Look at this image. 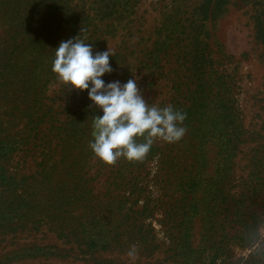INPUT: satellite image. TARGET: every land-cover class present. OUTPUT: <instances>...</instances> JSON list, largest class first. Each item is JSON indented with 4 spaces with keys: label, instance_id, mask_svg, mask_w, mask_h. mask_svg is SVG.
Wrapping results in <instances>:
<instances>
[{
    "label": "trees",
    "instance_id": "trees-1",
    "mask_svg": "<svg viewBox=\"0 0 264 264\" xmlns=\"http://www.w3.org/2000/svg\"><path fill=\"white\" fill-rule=\"evenodd\" d=\"M8 2L14 7L8 14L13 29L7 60L25 54L39 60L47 56L49 74L56 76L52 64L61 41L80 35L95 55L102 36L128 30L140 0ZM232 2L248 13L252 39L264 62V0H152L159 16L152 46L141 63L152 68L153 74L161 68L162 56L175 57L177 73L185 74L175 81L177 95L158 106L171 105L186 113L182 126L187 131L177 143L157 141L142 162L120 159L109 166L113 177L102 195L93 193L86 177L85 168L95 155L77 137L83 118L91 112L88 105L66 123L53 125L51 121L35 134L33 147L27 149L32 152L30 157H40L34 168L14 167L9 160L17 149V139L12 134L0 135V264H50V258L67 257L93 264H128L118 255L133 245L145 256L164 248L172 258L181 257L184 264H233L222 256L225 248L220 245L192 248L189 234L198 217L209 237L218 227L231 225L235 229L232 241L246 247L256 225H264V135L260 133L264 129L249 130L244 125L235 65L226 72L213 49L212 23ZM222 58L229 63L231 55ZM110 64L111 74H122L126 83L128 56L113 53ZM81 103L86 104L84 99ZM35 123L34 117H27L24 128L34 129ZM53 127L59 150L57 144L50 145L47 132ZM209 146L215 148L212 174L204 171ZM239 154L247 160L246 170L233 179L237 184L232 179L226 183L229 173L235 174L233 165ZM94 159L100 166L106 165ZM150 161L155 163L148 172L153 177L146 178L148 174L143 172L148 171L145 166ZM158 212L161 215L156 217ZM153 220L162 225L161 241ZM39 231L52 233L62 244L11 240ZM255 259L249 253L244 264H262Z\"/></svg>",
    "mask_w": 264,
    "mask_h": 264
},
{
    "label": "rangeland",
    "instance_id": "rangeland-1",
    "mask_svg": "<svg viewBox=\"0 0 264 264\" xmlns=\"http://www.w3.org/2000/svg\"><path fill=\"white\" fill-rule=\"evenodd\" d=\"M8 1L0 0V122L3 121V125L0 127V135L12 134L17 139V149L12 152L9 160L12 165L14 167L23 165L31 169L35 167V163L40 160V157H30L32 152L27 149L33 147L34 136L38 131L43 130L45 126H50L51 121L54 122L53 125L66 123L70 117L79 113L82 106L88 105L91 112L89 114V110L87 111L86 116L83 118L81 131L77 135V137H81L80 143L85 142L84 146H86L91 141L88 140L93 137V119L95 115L102 116L103 111L94 106L87 91L68 90L66 85L59 82L57 75L49 74L50 61L46 60L47 56L43 60H39L38 56L33 59L31 55L25 54L14 56L12 62L7 60L10 53L13 29L8 14L12 13V7H14L12 4L9 6ZM158 16L159 13L153 7L152 0H140L132 16V21L127 24L129 32L122 28L114 35L102 36L96 47V52L107 51L109 47L112 54L118 51L125 53L130 60L128 78L135 79L144 99L148 103H154L157 106L163 102L168 104L177 95L175 81L179 76L185 74L184 71L177 73L178 64L174 61V56L165 58L161 54L163 59L160 63L161 68L155 69L153 74H151L152 68L146 65L142 66L141 59L145 58L144 52L152 46L154 26L157 23ZM13 25L16 24L13 23ZM212 34L216 42L213 45L214 54L216 57L221 58L222 67L226 72H230L233 71L232 68L235 65L238 105L244 125L249 130L264 129V62L261 60L259 49H257L252 39L250 18L248 13L245 12V8L238 7L236 2L227 5L216 21L212 23ZM225 54L231 55L229 63H226L225 58H222V55ZM102 79L106 84L115 81H119L121 84L125 83L122 74H111ZM83 99L86 104L81 103ZM93 110L96 111L94 115ZM30 116L34 117L37 122L34 129L33 127H31L32 129L24 128L27 117ZM55 130V127H53L52 131L47 132L52 147L60 143L58 137L53 134ZM260 133L264 135V130ZM27 134L30 137H27ZM16 139L12 138V141ZM57 148L59 150V144H57ZM205 149L208 164L205 166L204 171L206 174H212L215 148L209 146ZM94 158L92 157L88 161L85 168L86 177L89 178L88 185L93 193L102 195L108 189L113 175L108 165L100 166ZM235 159L236 163L233 165L235 174L230 172L226 183H230L232 179V183L237 184L238 180L233 179H237L246 170L247 160L245 156L239 154ZM145 167L148 171H144L143 174L147 175L149 170H154L155 163L150 161ZM149 176L150 178L153 177L152 172L146 178H149ZM156 187H158V184ZM195 197L198 198V196ZM160 215V212H158L156 217ZM153 226L157 237L160 241L163 240L162 225L153 220ZM190 226L189 234L192 248L205 244L215 249L220 245L225 248L222 256L224 258L228 257L227 260L231 259L233 264H244V260L249 258L248 249L232 241L231 237L235 229L230 228L231 225L218 227L211 237H209L210 232H206L205 225H202L198 217L194 218ZM261 226V231L264 232V225ZM11 240L13 243L33 240L37 244L47 242H54L57 245L62 244L60 240L54 238L52 233L44 232L43 234L41 231L31 233L27 237L21 235ZM67 246L65 245V247ZM208 247L207 249L210 251L211 248ZM128 252L129 250L118 255L122 261L128 264H184L181 257L172 258L169 252H165L164 248L152 256L138 253L135 260L127 255ZM105 254L110 255L107 252ZM82 259L67 257L63 259L50 258L48 261L50 264H93Z\"/></svg>",
    "mask_w": 264,
    "mask_h": 264
},
{
    "label": "clouds",
    "instance_id": "clouds-1",
    "mask_svg": "<svg viewBox=\"0 0 264 264\" xmlns=\"http://www.w3.org/2000/svg\"><path fill=\"white\" fill-rule=\"evenodd\" d=\"M85 39L78 35L61 41L55 49L52 71L68 90L87 91L94 106L102 109L103 115H95L93 119L94 139L89 143L95 157L108 166H115L120 159L142 162L157 141L179 142L187 131L182 126L186 113L171 105L161 108L148 103L135 79L106 84L102 77L113 72L111 50L108 47L107 51L94 55L93 47ZM261 227L256 225L245 246L251 256L264 264ZM127 255L132 260L137 258L135 245Z\"/></svg>",
    "mask_w": 264,
    "mask_h": 264
}]
</instances>
